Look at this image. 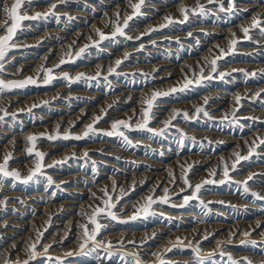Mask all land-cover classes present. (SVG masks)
<instances>
[{"label":"rangeland","instance_id":"rangeland-1","mask_svg":"<svg viewBox=\"0 0 264 264\" xmlns=\"http://www.w3.org/2000/svg\"><path fill=\"white\" fill-rule=\"evenodd\" d=\"M0 1H2L0 2V26L2 25V27H0V35H3V25L7 19L5 13L3 12V6L5 3L11 5L14 0ZM208 2L209 0H144V3L139 9V14L137 15H134V9L131 7V5L139 3V0H63V2H61V0H32L31 4L25 3L22 5V14L26 13L28 16H34L37 13H40L42 15L39 19L26 20L22 22L21 27L17 30L11 42L17 46L8 53V56L6 57L5 71L3 73H0V79L5 80L6 82H11L22 81L23 79L25 80L28 77H32L36 80L37 85L30 84L24 88L12 89L10 91L5 90V92L0 93V104L2 102L0 106V116H3L2 119H0V164H3L4 157L10 153L11 157L7 166L8 171H16L20 174L19 180L10 176L4 177L2 174H0V244L2 245V247L0 245L1 263L5 264L7 260L9 264H17V262H19V264H24L23 262L28 261L32 258L30 256V248L32 244H35V249H37L35 250V252L42 251L41 253L43 256L40 255L41 253L36 252L37 255L34 259H31V261L29 260L28 264H135L133 256L135 252L128 253L127 249L125 248L126 246L124 245V240H120L119 237L118 239H116L115 237H111V234L114 235L120 234V232H130V234L144 235L149 233L148 231L158 228L162 230L163 233L155 234L156 236L154 235L152 240L148 237L146 238L145 244L147 245L148 250L141 254L135 253L136 256L141 255L139 257L141 264H160L159 260L163 258L164 261L166 259V264H197V256L192 251L193 248L199 249V259L202 261V264H233V262L234 264H249V262L250 264H264V218L259 220L256 227L254 224L255 220L258 217L264 216V144L260 143V140L264 139V32L260 31V28H264V0H212V2ZM36 4L39 6H37ZM52 4L56 5L55 9L51 8ZM240 5L242 6V8H240ZM168 8H171L172 10L170 9L171 11L169 10L167 13H164L165 9ZM182 8L187 10L186 19L185 14H182L181 12ZM72 12L74 13L71 14ZM78 12L80 15L78 14ZM80 12H82L83 15H81ZM46 13L50 14L44 15ZM105 14L108 16H106ZM128 16H132L133 18L128 22V26L124 28L122 26ZM106 18L108 19L106 20ZM167 18H170L171 22H169ZM254 18L261 21L259 27H252ZM97 20L100 21L98 22ZM100 22H103V25H100L102 24ZM142 25H144V28L142 27ZM118 26L123 28L124 35L121 36L119 34H116L114 38H112ZM89 27L91 32L89 31ZM201 27L207 34H204L205 32H202V29H200ZM204 27L206 29L209 27V29L206 30L204 29ZM50 28H53V31H50L52 30ZM57 28L59 29L58 31ZM243 28L249 29L247 34L244 33V31L242 30ZM46 29L48 35H45V33L47 34V32L45 31ZM48 29L50 30L48 31ZM192 29L198 30L196 32H193ZM227 29L228 31H226ZM93 30L94 32H92ZM141 30L144 32H142ZM75 31H81L82 34L79 37L75 38ZM83 32H85V34H83ZM98 32L103 33V35L109 37V39L101 40L100 34ZM140 32H142V35ZM95 33H98V36H96L97 34L95 35ZM87 36L90 37L88 38ZM132 37L136 38L131 39ZM158 37L159 39H157ZM19 41L21 42L18 43ZM68 41L69 44H67ZM77 41H80L81 43H78ZM233 41H235L234 44ZM142 42H146L148 44L141 46ZM21 43H23V46L21 45ZM33 43H36L35 46L33 45ZM60 45L62 48L60 47ZM86 45L89 47L85 49V52L81 56L77 57L75 54L79 51L78 49L84 48ZM32 46H34L35 48ZM57 46H59L60 49ZM17 47L19 49H17ZM47 48H53L54 52H52V56L49 57L50 59L46 57L47 59L43 58V60H41V54L44 55V52L48 50ZM57 49L59 51H57ZM129 50L130 52H128ZM222 52L224 53L223 55H221ZM20 54L21 56H19ZM126 54L127 58H125ZM217 57H219V59H217ZM61 59L67 60L68 62L61 64L59 62L61 61ZM8 60L10 63L8 62ZM70 60L71 62H69ZM117 60L122 61L118 67L116 66ZM212 60H216V72H213L211 70ZM57 61L60 65L57 63ZM166 61L169 62L168 65L170 66V68L177 67V70H179V77L177 75L172 78L165 75L164 72L170 69ZM24 63L26 64L25 66ZM71 63H74L73 66ZM157 63L161 65L155 68L152 67ZM55 64L59 65V67L55 66ZM95 64L97 65V67ZM82 65H84L85 67ZM137 65L139 66V68ZM140 65L142 68L140 67ZM45 66H47V69L52 70V72L49 74L51 76V80L47 83L45 82L46 74L44 71H41L42 68L46 69ZM109 69H114V71L110 74ZM223 69L225 70L226 75L221 78L219 74L222 73L221 70ZM251 69H253L254 71ZM12 71L17 72L13 73ZM98 72L100 73L99 76H97ZM11 73L15 75H12ZM65 73L70 79L65 78ZM81 73H83L84 76L77 79V77H79ZM245 73H247V75H245ZM253 73H255V75H253ZM21 76L22 78H24L22 79ZM92 77H95V79H92ZM187 80H192L194 81V83L189 85L184 91H177L166 96H160L153 102V107L150 113L151 119L148 127L158 132L160 130H164L162 135H155L153 132L144 130H129L121 127L119 131L124 132V135L128 137V139L131 141V144L126 143L123 137L119 135H111L110 137L109 135L105 136L104 133L113 130L112 124L117 120L128 121L132 129H137L138 125L143 123L142 110L147 108V104L145 103V101L151 98L152 93L169 92V90L172 88L180 89L184 86ZM170 81H172V83L163 85L165 82L167 83ZM195 81L200 82L196 83ZM45 84L49 85L45 86ZM59 88L64 89L63 91H58ZM146 88L148 92L146 91ZM74 89L75 91H73ZM238 89L240 93L238 92ZM81 91L83 92V94ZM121 91H125V93H127L125 97L129 92L132 93L133 95L129 98L130 100L128 99L127 102L120 103L119 100L114 99V96ZM135 91L136 93L134 94ZM76 92H78V94ZM62 94L63 96L60 97V95ZM84 94L86 97L84 96ZM72 95H75L74 98ZM31 96H34V98ZM204 96L207 97L205 98ZM237 96L240 97V102L238 104L236 102ZM201 97L203 99H201ZM85 98L88 99L86 100ZM206 99L211 100L205 103L204 101ZM135 100H137L138 102ZM8 101L10 102L8 103ZM72 101L75 103H73ZM99 101H101V103ZM187 101L189 102V104ZM202 103L205 104L203 105ZM97 104L98 107H96ZM216 104H218V106ZM32 105H37V109H35V107L33 108ZM106 105L108 106L107 108ZM51 107H53V109ZM172 107L173 109L170 110V108ZM197 108H203L204 111L208 113V115L205 116L203 112L197 114ZM12 110L14 112H12ZM78 110H89L91 112L86 115H82L80 120L77 122H75L74 120L70 121L69 118L75 115V113H78ZM112 110L115 113L118 111L117 114L114 115V113H112ZM155 110L159 112L157 113ZM174 110L180 114L177 115L175 119H171V116L173 115L172 111ZM7 112H10L11 115ZM4 113H7V115ZM183 113H187L189 119L186 120L183 116ZM33 115L35 116L33 117ZM96 117L102 118L94 124L95 134L90 133L89 136L84 139L65 140L62 138H48L50 136L63 137L65 134H69L70 136L82 135L86 130V126L89 124H93L94 118ZM169 117L171 119V124L165 130V122L170 120H167L166 118ZM262 117L263 120L261 119ZM14 118H16V120ZM56 119H60V123L58 124V126H52L51 123L53 122V120L56 121ZM65 119H67V121H65ZM10 121L12 122V124H10ZM67 126L69 128H67ZM2 130L4 132H2ZM25 130L27 131L25 132ZM199 132L203 135V137ZM16 133L17 135H15ZM196 133H198L199 135H196ZM217 134H219V136ZM29 136L37 137L32 155H29V153L27 152V149L32 146L27 139ZM98 137H100L101 139ZM195 137L197 139H195ZM219 138L221 139V141ZM230 139H232V141ZM21 140L24 142V144L23 142H21ZM226 140L228 142H226ZM101 144H107L108 148H102L100 146ZM85 146H88L90 148L84 149L83 147ZM80 148L83 153L80 151ZM22 150L24 152H22ZM126 150L128 151V153ZM250 150H252V155H249ZM36 151L44 153V160L42 162L43 167L41 171L33 176L30 181H28L27 183H23L22 181L26 179L35 169V165L38 160V158L35 156ZM85 153H87L86 157L84 155ZM106 153H108V155ZM255 153L258 154H256L255 156L253 155ZM75 154H77V156ZM212 155H214L215 157H212ZM208 156L210 160L208 162H203L204 159ZM238 156L247 158L238 160ZM57 161L63 162L56 163ZM169 163H171V167L168 168V172H165L164 179L162 177L161 182L156 185L154 193L148 187L150 182H144L146 185L143 183L142 186H137L138 181L142 183V177L138 178L136 181H133L134 184L129 180L133 176L138 177L139 175L153 172L154 167L156 168L159 165L163 166V169L160 170V172H163L166 170L164 166ZM46 165H48L49 167ZM233 165H235V168H233ZM226 167L228 170L227 178L229 179H226V177H224V171ZM229 167L231 170H233L230 171ZM260 167L262 169H260ZM253 170L255 171V173ZM109 171L112 173H109ZM42 173L44 175H42ZM45 173H48L49 175ZM70 174L77 175L73 181H58L61 178H67L66 176H71ZM48 176L51 178L53 185L49 184ZM245 176L247 179H245ZM185 177L188 179L191 187L185 185ZM121 180H128L129 182L127 181L125 184H121ZM205 180H211L213 181V183L203 184ZM102 181H106L107 183L105 182L102 187L98 186L100 183H102ZM220 181H224V183H220ZM164 184H170V187L167 188L166 186H164ZM197 184H203L200 191L197 193V198L188 201V205L185 204L184 197L192 195V192L195 190V186ZM113 185H115V190H113ZM96 187L98 188V190ZM245 187H247L248 189L247 192L244 191ZM105 189L107 190L108 195L112 197L113 202H116V208L113 209V211L118 215L117 217L119 218V220L122 219L124 221L126 220L127 222L121 223L116 220L113 221L110 219H100V223L103 224L104 227L96 237V243L90 242L87 247L81 250L80 244L83 242V228H81V225H87L89 230H91L92 225L89 224L88 217L92 215L96 207L104 206L102 201L107 197L104 195V191L102 190ZM164 189H168V202L165 203L166 205L164 203L158 202L159 198L165 196ZM5 193H7V195ZM37 193L40 195H37ZM253 193L257 195H253ZM143 194L146 196H143ZM10 195H13V197ZM149 195H152L153 198L157 200V203L152 205V214L148 215L147 217L140 215L135 220L130 219L133 214L136 213L137 208L141 207L145 203V198ZM257 196H259L260 198H257ZM22 197L25 199H23ZM27 198H31L30 201H28ZM198 198L199 200H197ZM62 200L67 204L69 203L68 205H66L69 206V209L66 210V213L60 212L55 207V204L62 202ZM10 201L12 202L8 204ZM173 205L177 208H175ZM17 206L20 209L17 208ZM44 206L45 210L43 209ZM125 206L126 208L122 210V208ZM54 209L56 210V212ZM166 210L169 213H167ZM39 214L41 217L39 216ZM46 214H48L47 217ZM68 220H71V222H67ZM157 223L160 225H158ZM16 224H18L19 226ZM234 224H238L237 228L235 230H233L232 228L230 233L228 234L230 227ZM215 225H219L221 227H219L215 233L210 234L211 229L209 228ZM240 225L242 226L240 227ZM4 226H9L11 229H6ZM199 226H204L205 228H203V231L201 232V237H203L199 241H197L196 244L195 239L189 238V233L195 227ZM31 228L33 230H35L36 228L37 230L33 231ZM54 228L57 229L55 230ZM5 230H10V232L6 233ZM20 232L22 233V235ZM173 232H175L176 235L169 238V236ZM245 233H247L248 235H245ZM30 234L32 235V237ZM62 234L65 235L63 236ZM221 234L224 236L222 240L226 241L227 246L226 244L220 246L221 240L218 242L217 239ZM24 236H26L27 239ZM206 236L207 239H204V237ZM229 236L233 237L230 238L233 242L229 241ZM58 237L59 241L57 240ZM11 240L13 241V243H11ZM119 241L120 243H117ZM187 241L190 242L191 245ZM109 242L112 245V247L110 248L107 247ZM97 243L99 244V246L96 245ZM6 244L10 245L6 246ZM12 245L13 249H11ZM157 245L158 248L155 249ZM209 245L211 248H209ZM45 246L47 247V253L45 252L46 254L44 253ZM49 246H51L52 248ZM166 246L167 248H172V250L170 252L167 251ZM216 247L218 248L216 249ZM107 248H109V250ZM4 249L6 250V252L9 250L11 252L9 251L7 252V254L5 253ZM20 249L21 251H19ZM123 249L124 251H121ZM154 249L157 251L155 252ZM209 249L211 252L209 251ZM159 250L161 252H159ZM227 250L230 252V254ZM219 251L223 253L226 251V253H228L220 255L221 253H218ZM68 252H71L73 255H68ZM123 254H125V256ZM25 257H27L28 259H25ZM229 257H231L232 259L229 260ZM167 259L170 261V263ZM2 260H5V262ZM181 261H183L184 263Z\"/></svg>","mask_w":264,"mask_h":264},{"label":"snow or ice","instance_id":"snow-or-ice-1","mask_svg":"<svg viewBox=\"0 0 264 264\" xmlns=\"http://www.w3.org/2000/svg\"><path fill=\"white\" fill-rule=\"evenodd\" d=\"M32 0H14V2L11 5H8L7 3L4 4L3 6V12L5 13L7 19L4 22L3 25V31L4 34L0 35V73H3L5 71V63H6V57L8 56V53L14 48L16 47L15 44L11 43L13 40L14 35L16 34L17 30L21 27V24L23 21L26 20H36L39 19L41 17L42 14L37 13L34 16H28L26 13H21V8L22 5L25 3H29L31 4ZM61 2H63V0H61ZM209 2H212V0H209ZM144 3V0H139V3L137 4H132L131 7L134 9V15L139 14V9L141 7V5ZM52 9L56 8L55 4H52L51 6ZM182 14H185V19L187 18L186 9H181ZM50 13H46L44 15H47ZM132 16H128L125 21H124V25L123 27L126 28L128 26V22L132 19ZM169 20V22H171L170 18H167ZM9 22H10V26H9ZM261 24V21L259 19L254 18L253 19V23H252V27H259ZM244 31L245 34L248 33L249 29L248 28H243L242 29ZM261 32H264V28H260ZM119 34L121 36L124 35V31L123 28L121 27H117L115 33L113 34V37ZM100 38L101 40L103 39H109V37H106L103 35V33H100ZM235 43V41H233V44ZM87 48V45L84 48H80L79 51L75 54L77 57L81 56L84 52L85 49ZM231 51V49H230ZM224 53L222 52L221 55H223ZM70 55V54H69ZM125 58H127V54L125 56ZM217 59H219V57H217ZM65 62H68L64 59H61L60 63L63 64ZM122 61L117 60L116 61V66L118 67L120 65ZM212 64V71L216 72V60H212L211 61ZM57 67H59V65H57ZM41 71H44L46 74V82L51 80V76L49 75L51 73V69H41ZM114 71V69H109L110 74ZM100 73H97V76H99ZM221 78H223L226 74L225 73H220L219 74ZM245 75H247V73H245ZM253 75H255V73H253ZM84 74L81 73L79 77H77V79L83 77ZM65 78L66 79H70L67 74L65 73ZM211 78V77H209ZM92 79H95V77H92ZM106 79V77H105ZM196 83H199L200 81H195ZM36 80L33 79L32 77H28L25 80L22 81H11V82H6L3 79H0V93L4 92L5 90H12V89H20V88H24L29 84H35ZM192 83H194V81L192 80H187L184 84V86L180 89H176V88H172L169 90V92H154L152 93V96L149 100H146L145 103L147 104V108L142 110V116H143V123L139 124L137 129H132L131 125L128 121L125 120H117L112 124V131L106 132L104 133L105 135H119L121 137H123L124 141L128 144H131V141L128 139L127 136L124 135L123 131H119V129L121 127H123L124 129H129V130H144V131H148V132H153L155 135H162L164 130H160L159 132L149 128L148 124L150 123V119H151V109L153 107V102L160 96H166L169 95L170 93H175L177 91H184L189 85H191ZM236 102L237 104L240 102V97L237 96L236 97ZM205 103H207V99L205 100ZM33 107H36V105H33ZM203 112V114L205 116L208 115V113L206 111H204L203 108H197L196 109V113L199 114ZM6 114V113H5ZM180 113L176 112L175 110L173 111V115L171 117V119H175L177 115H179ZM184 118L187 120L189 119V116L187 113H183ZM102 117H96L94 118V122L93 124H89L86 126V130L84 131V133L82 135H78V136H70L69 134H65L63 137H59V136H50L48 137L49 139H57V138H62V139H75V140H80V139H84L86 137L89 136L90 133L95 134V129H94V124L96 122H98ZM0 119H2V117H0ZM171 119L169 121L165 122V130L168 126H170L171 124ZM28 141L31 143V147H29L27 149V152L29 153V155L33 154V150L35 148V141L37 139V137L35 136H29ZM261 144H264V139L260 140ZM85 156H87V153L84 154ZM249 155H252V150H250ZM35 156L38 158L37 163L35 165V169L31 172V174L24 179L22 182L23 183H27L28 181H30L33 176H35L38 172L41 171L42 167H43V160H44V153H41L39 151L35 152ZM11 157V154H7L4 157V162L3 164H0V174H2L4 177H13L17 180L20 179V174L19 172L16 171H8V162L9 159ZM247 157H237V159H246ZM63 161H57L56 163H62ZM233 168H235V165H233ZM224 176L227 177L228 176V170L227 167L225 168L224 171ZM51 178L49 177V184H51ZM184 183L185 185H187L188 187H191V185L189 184L188 179L185 177L184 178ZM209 183H213V181L211 180H205L203 182V184H209ZM220 183H224V181H220ZM203 184H197L195 186V190L193 191L191 196H185L184 197V202L185 204L188 203V201L196 199L197 198V193L200 191L201 187L203 186ZM113 190H115V185H113ZM104 191V195L107 197L106 199H104L102 201L103 203V207H96L92 213V215L90 217H88L89 220V224L92 225L91 230H89L87 225H81V228H83V242L80 244V249L83 250L85 247H87V245L91 242V243H96V237L99 235L101 229L104 227L99 221L100 219H110V220H119V218L117 217V215L115 214V212L113 211V209L116 208V202H113L112 197L108 195L107 190H102ZM245 192L248 191L247 187H245L244 189ZM165 192V196L159 198V203H167L168 202V196H167V192L168 189H164ZM253 195H257L255 193H253ZM257 198H260L259 196H257ZM118 202V201H117ZM157 203V200L153 199L152 195H149L145 198V203L137 208L136 213L133 214V216L130 218L132 220L137 219L140 215H143L144 217H147L148 215H151V209H152V205ZM174 206V205H173ZM183 206V205H181ZM119 222L121 223H126L127 221H123V220H119ZM245 235H248L247 233H245ZM205 239H207V236L205 237ZM130 243H135L134 241H131ZM254 243V242H253ZM97 246H99V244L97 243ZM108 247H112L111 243L109 242ZM35 248L36 245L32 244L31 248H30V256L32 258H35V256L37 255V253L35 252ZM172 249L169 248L167 249V251H171ZM192 251L196 254L197 256V264H202V261L199 259V249L198 248H193ZM45 252H47V247H45ZM68 255H71V253H68ZM134 255V260H135V264H141L140 258L139 256ZM123 259V257H122ZM232 258L229 257V260H231ZM5 264H9L8 261L5 262ZM17 264H19V262H17ZM24 264H28V261H25ZM160 264H166V262L163 259H160ZM234 264V262H233ZM250 264V262H249Z\"/></svg>","mask_w":264,"mask_h":264},{"label":"bare ground","instance_id":"bare-ground-1","mask_svg":"<svg viewBox=\"0 0 264 264\" xmlns=\"http://www.w3.org/2000/svg\"><path fill=\"white\" fill-rule=\"evenodd\" d=\"M195 1H198V0H195ZM0 2H2V1H0ZM36 2H37V1H36ZM42 2H43V1H42ZM57 2H58V1H57ZM57 2H56V3H57ZM203 2H204V1H203ZM205 2H206V1H205ZM44 3H45V1H44ZM54 3H55V2H54ZM206 3H207V2H206ZM208 3H209V2H208ZM37 4H38V3H37ZM37 4H36V5H37ZM196 4H197V3H196ZM200 4H201V3H200ZM32 5H33V4H32ZM201 5H202V4H201ZM237 5H239V4H237ZM37 6H39V5H37ZM41 6H42V5H41ZM195 6H196V5H195ZM199 6H200V5H199ZM240 6H241V5H240ZM246 6H247V5H246ZM248 6H249V4H248ZM71 7H72V6H71ZM237 7H238V6H237ZM43 8H44V7H43ZM240 8H242V6H241ZM244 8H245V7H244ZM170 9H171V8L165 9L164 13H165V12L167 13ZM259 9H260V8H259ZM72 10H73V9H72ZM171 10H172V9H171ZM171 10H170V11H171ZM31 11H32V10H31ZM36 11H37V10H36ZM64 11H65V10H64ZM64 11H63V12H64ZM66 11H67V10H66ZM68 11H69V10H68ZM64 13H65V12H64ZM67 13H68V12H67ZM73 13H74V12H72L71 14H73ZM80 13H81V15H83L82 12H80ZM78 14H79V12H78ZM79 15H80V14H79ZM103 15H104V14H103ZM105 15H106V14H105ZM66 16H67V14H66ZM106 16H108V15H106ZM55 19H56V18H55ZM58 19H59V18H58ZM107 19H108V18H106V20H107ZM156 19H157V18H156ZM75 20H76V19H75ZM104 20H105V19H104ZM97 21H98V20H97ZM97 21H96V22H97ZM99 21H100V20H99ZM99 21H98V22H99ZM3 22H4V21H3ZM62 23H63V22H62ZM100 23H102V24H100ZM100 23H99L100 25H103V22H100ZM108 23H109V22H108ZM1 24H3V23H1ZM97 24H98V23H97ZM92 25H93V23H92ZM123 25H124V24H123ZM211 25H212V24H211ZM58 26H59V25H58ZM143 26H144V25H142V27H143ZM146 26H147V25H146ZM198 26H199V25H198ZM207 26H208V25H207ZM0 27H2V25H1ZM90 27H91V26H90ZM90 27H89V31H90ZM104 27H105V26H104ZM122 27H123V26H122ZM195 27H196V26H195ZM205 27H206V26H205ZM205 27H204V29H206ZM210 27H211V26H210ZM62 28H63V27H62ZM86 28H87V27H86ZM93 28H94V26H93ZM102 28H103V27H102ZM102 28H100V29H102ZM137 28H138V27H137ZM143 28H144V27H143ZM143 28H142V29H143ZM145 28H146V27H145ZM193 28H194V27H193ZM50 29H52V30H50ZM50 29H48V31H49V30H50V31H53V28H50ZM78 29H79V28H78ZM100 29H99V30H100ZM134 29H135V28H134ZM146 29H147V28H146ZM148 29H149V28H148ZM200 29H202V32H205V31H203V28H202V27H201ZM207 29H209V27H208ZM207 29H206V30H207ZM212 29H213V28H212ZM215 29H216V28H215ZM54 30H55V29H54ZM58 30H59V29L57 28V31H58ZM61 30H62V29H61ZM82 30H83V29H82ZM82 30H81V31H82ZM135 30H136V29H135ZM144 30H145V29H144ZM197 30H198V29H197ZM197 30H196V29H192L193 32H196ZM28 31H29V30H28ZM45 31L47 32V29H46ZM81 31H78V32L75 31V32H74V37H75V38H76V37H79V36L82 34ZM89 31H88V33H89ZM141 31H142V30H141ZM200 31H201V30H200ZM214 31H215V30H214ZM226 31H228V29H227ZM26 32H27V31H26ZM40 32H41V31H40ZM72 32H73V31H72ZM72 32H71V33H72ZM85 32H86V30H85ZM85 32H83V34H85ZM90 32H91V31H90ZM92 32H94V30H93ZM96 32H97V31H96ZM132 32H133V31H132ZM132 32H131V33H132ZM136 32H137V31H136ZM136 32H135V34H136ZM142 32H144V31H142ZM142 32H140L141 35H142ZM211 32H212V31H211ZM230 32H231V31H230ZM230 32H229V33H230ZM62 33H63V32H62ZM98 33H99V32H98ZM98 33H95V35L97 34L96 36H98ZM215 33H216V32H215ZM225 33H226V32H225ZM28 34H29V33H28ZM38 34H39V33H38ZM38 34H37V35H38ZM67 34H68V33H67ZM72 34H73V33H72ZM99 34H100V33H99ZM204 34H207V33L205 32ZM37 35H36V36H37ZM45 35H48V32H47V34L45 33ZM56 35H57V34H56ZM58 35H59V34H58ZM69 35H70V33H69ZM87 35H88V34H87ZM92 35H93V34H92ZM92 35H91V36H92ZM220 35H221V34H220ZM63 36H64V35H63ZM66 36H68V35H66ZM138 36H139V35H138ZM176 36H177V35H176ZM178 36H179V35H178ZM180 36H181V35H180ZM15 37H16V36H15ZM31 37H32V36H31ZM37 37H38V36H37ZM41 37H42V36H41ZM43 37H44V35H43ZM47 37H48V36H47ZM50 37H51V36H50ZM54 37H55V36H54ZM58 37H59V36H58ZM58 37H57V38H58ZM60 37H61V36H60ZM72 37H73V36H72ZM87 37H88V36H87ZM89 37H90V36H89ZM89 37H88V38H89ZM125 37H126V36H125ZM17 38H18V37H17ZM32 38H33V37H32ZM34 38H35V37H34ZM48 38H49V37H48ZM51 38H52V37H51ZM62 38H63V37H62ZM62 38H61V39H62ZM75 38H74V40H75ZM81 38H82V37H81ZM128 38H129V37H128ZM133 38H136V37H132L131 39H133ZM195 38H197V37H195ZM198 38H199V36H198ZM23 39H25V38H23ZM23 39H22V40H23ZM28 39H29V38H28ZM40 39H41V38H40ZM53 39H54V38H53ZM67 39H68V38H67ZM82 39H83V38H82ZM157 39H159V37H158ZM30 40H31V39H30ZM34 40H35V39H34ZM62 40H63V39H62ZM72 40H73V38H72ZM36 41H37V40H36ZM66 41H67V40H66ZM151 41H152V40H151ZM151 41H150V42H151ZM217 41H218V40H217ZM20 42H21V41H19L18 43H20ZM30 42H31V41H30ZM34 42H35V41H34ZM44 42H45V41H44ZM48 42H49V41H48ZM54 42H55V41H54ZM74 42H75V41H74ZM77 42H78V41H77ZM79 42H80V41H79ZM79 42H78V43H79ZM150 42H149V43H150ZM28 43H29V42H28ZM36 43H37V42H36ZM36 43H35V44H36ZM80 43H81V42H80ZM22 44H23V43H21V45H22ZM35 44L33 43L34 46H35ZM67 44H69V41H68ZM73 44H74V43H73ZM147 44H148V43H146V42H142L141 46H142V45H147ZM25 45H26V44H25ZM27 45H28V44H27ZM40 45H41V44H40ZM40 45H39V46H40ZM70 45H71V44H70ZM81 45H83V44H81ZM89 45H90V44H89ZM16 46H17V45H16ZM18 46H19V45H18ZM22 46H23V45H22ZM34 46H32V47H34ZM50 46H51V45H50ZM62 46H63V45H62ZM42 47H43V45H42ZM57 47L59 48V46H57ZM60 47H61V45H60ZM76 47H77V46H76ZM87 47H89V46H87ZM210 47H211V46H210ZM34 48H35V47H34ZM37 48H38V46H37ZM61 48H62V47H61ZM69 48H70V47H69ZM127 48H128V47H127ZM133 48H134V47H133ZM17 49H19V48L17 47ZM44 49H45V48H44ZM47 49H48V50H47L46 52H44V55L41 54V60H43V58H45V59H47V58L50 59L49 57L52 56V52H54V49H53V48H47ZM55 49H56V48H55ZM59 49H60V48H59ZM23 50H24V49H23ZM37 50H38V49H37ZM75 50H76V49H75ZM78 50H79V49H78ZM114 50H115V49H114ZM134 50H135V49H134ZM30 51H31V50H30ZM57 51H59V50L57 49ZM132 51H133V50H132ZM32 52H33V51H32ZM118 52H119V51H118ZM120 52H121V51H120ZM122 52H123V51H122ZM128 52H130V50H129ZM24 53H25V52H24ZM27 53H28V52H27ZM42 53H43V52H42ZM114 53H115V52H114ZM114 53H113V54H114ZM32 54H33V53H32ZM53 54H54V53H53ZM56 54H57V53H56ZM58 54H59V53H58ZM27 55H28V54H27ZM114 55H115V54H114ZM204 55H205V54H204ZM17 56H18V54H17ZM19 56H21V54H20ZM30 56H31V55H30ZM32 56H34V55H32ZM37 56H38V55H37ZM39 56H40V55H39ZM202 56H203V55H202ZM46 57H47V58H46ZM54 57H55V56H54ZM10 58H11V57H10ZM12 58H13V56H12ZM45 59H44V60H45ZM51 59H54V58H51ZM57 59H58V58H57ZM72 59H73V58H72ZM14 60H15V58H14ZM31 60H32V59H31ZM87 60H88V59H87ZM107 60H108V59H107ZM185 60H186V59H185ZM188 60H189V59H188ZM195 60H196V59H195ZM197 60H198V59H197ZM33 61H34V60H33ZM58 61H59V60H58ZM58 61H57V63H58ZM66 61H67V60H66ZM72 61H73V60H72ZM85 61H86V60H85ZM109 61H110V60H109ZM186 61H187V60H186ZM8 62H9V60H8ZM18 62H19V61H18ZM38 62H39V61H38ZM41 62H42V61H41ZM49 62H50V61H49ZM59 62H60V61H59ZM69 62H71V60H70ZM83 62H84V61H83ZM87 62H88V61H87ZM103 62H104V60H103ZM155 62H156V61H155ZM160 62H161V61H160ZM166 62H167V61H166ZM188 62H189V61H188ZM9 63H10V62H9ZM36 63H37V61H36ZM42 63H43V62H42ZM42 63H41V64H42ZM168 63H169V62H167V65H168ZM170 63H171V62H170ZM191 63H192V62H191ZM58 64H59V63H58ZM68 64H69V63H68ZM71 64H72V63H71ZM73 64H74V63H73ZM73 64H72V66H73ZM104 64H105V63H104ZM149 64H150V63H149ZM162 64H163V62H162ZM257 64H258V63H257ZM18 65H19V64H18ZM20 65H21V64H20ZM25 65H26V64L24 63V66H25ZM34 65H35V64H34ZM46 65H47V64H46ZM48 65H49V64H48ZM59 65H60V64H59ZM95 65H96V64H95ZM141 65H142V64H141ZM141 65H140V67H141ZM159 65H161V64L157 63V64H155V65L152 66V67H154V68H155V67H159ZM165 65H166V63H165ZM176 65H177V64H176ZM178 65H179V64H178ZM238 65H239V64H238ZM238 65H237V66H238ZM245 65H246V64H245ZM245 65H244V66H245ZM10 66H11V65H10ZM38 66H39V65H38ZM43 66H44V65H43ZM53 66H54V65H53ZM55 66H57V65L55 64ZM82 66H84V65H82ZM93 66H94V64H93ZM102 66H103V65H102ZM137 66H138V65H137ZM137 66H136V67H137ZM142 66H143V65H142ZM168 66H169V65H168ZM168 66H167V67H168ZM179 66H180V65H179ZM254 66H255V65H254ZM13 67H14V65H13ZM34 67H36V66H34ZM45 67H46V69H47V66H45ZM48 67H49V66H48ZM84 67H85V66H84ZM84 67H83V68H84ZM91 67H92V66H91ZM96 67H97V65H96ZM100 67H101V64H100ZM133 67H135V66H133ZM143 67H144V66H143ZM162 67H163V66H162ZM171 67H172V66H171ZM211 67H212V66H211ZM211 67H210V68H211ZM38 68H39V67H38ZM38 68H37V69H38ZM40 68H41V67H40ZM68 68H69V67H68ZM68 68H66V69H68ZM86 68H87V67H86ZM138 68H139V66H138ZM141 68H142V67H141ZM169 68H170V66H169ZM201 68H202V67H201ZM262 68H263V67H262ZM10 69H12V68H10ZM15 69H16V68H15ZM37 69H35V70H37ZM42 69H43V68H42ZM63 69H64V68H63ZM129 69H130V67H129ZM146 69H147V68H146ZM148 69H150V68H148ZM178 69H179V68H178ZM207 69H208V68H207ZM224 69H225V68H224ZM224 69H223V70H224ZM229 69H230V68H229ZM7 70H9V69H7ZM69 70H71V69H69ZM75 70H76V69H75ZM81 70H82V69H81ZM156 70H157V69H156ZM162 70H163V69H162ZM211 70H212V69H211ZM223 70H221L222 73H223ZM251 70H253V69H251ZM17 71H18V70H17ZM17 71H15V72H17ZM63 71H64V70H63ZM66 71H68V70H66ZM229 71H230V70H229ZM253 71H254V70H253ZM255 71H256V70H255ZM258 71H259V70H258ZM9 72H10V71H9ZM12 72H13V71H12ZM15 72H13V73H15ZM18 72H19V71H18ZM34 72H35V71H34ZM39 72H40V71H39ZM51 72H52V71H51ZM151 72H152V70H151ZM163 72H164V71H163ZM208 72H209V71H208ZM5 73H7V72H5ZM160 73H161V72H160ZM164 73H165V75L170 76V77L173 78V77H175V76L178 75L179 70H177V67H176V68L174 67V68H170V69H168V70L165 71ZM224 73H225V70H224ZM11 74H12V73H11ZM16 74H17V73H16ZM25 74H26V73H25ZM210 74H211V73H210ZM7 75H8V74H7ZM12 75H15V74H12ZM160 75H161V74H160ZM205 75H206V74H205ZM207 76H208V75H207ZM178 77H179V75H178ZM21 78H22V76H21ZM23 78H24V77H23ZM23 78H22V79H23ZM7 79H8V78H7ZM22 79H21V80H22ZM23 80H24V79H23ZM42 80H43V79H42ZM174 80H175V79H174ZM40 81H41V80H40ZM38 82H39V81H38ZM45 82H46V80H45ZM48 82H49V81H48ZM173 82H174V81H173ZM46 83H47V82H46ZM169 83H172V81L167 82V83L165 82L163 85H166V84H169ZM35 84H36V83H35ZM49 84H50V83H49ZM49 84H48V85H49ZM263 84H264V83H263ZM29 85H30V84H29ZM33 85H34V84H33ZM36 85H37V84H36ZM46 85H47V84H45V86H46ZM48 85H47V86H48ZM42 86H43V85H42ZM65 86H66V85H65ZM116 87H117V85H116ZM164 87H165V86H164ZM248 87H249V86H248ZM57 88H58V87H57ZM67 88H68V87H67ZM67 88H66V89H67ZM114 88H115V85H114ZM155 88H156V86H155ZM25 89H26V88H25ZM63 89H64V88H63ZM63 89H62V88H59L58 91H63ZM262 89H263V88H262ZM39 90H40V89H39ZM42 90H43V89H42ZM79 90H80V89H79ZM94 90H95V89H94ZM117 90H118V89H117ZM244 90H245V89H244ZM248 90H249V89H248ZM248 90H247V91H248ZM254 90H255V89H254ZM21 91H22V90H21ZM27 91H28V90H27ZM40 91H41V90H40ZM49 91H50V90H49ZM71 91H72V90H71ZM73 91H75V89H74ZM104 91H105V90H104ZM132 91H133V90H132ZM132 91H131V92H132ZM146 91H147V88H146ZM247 91H246V92H247ZM4 92H5V91H4ZM31 92H32V91H31ZM44 92H45V91H44ZM51 92H52V91H51ZM78 92H80V91H78ZM78 92H76V93L78 94ZM81 92H82V91H81ZM84 92H85V91H84ZM98 92H99V91H98ZM109 92H110V90H109ZM117 92H118V91H117ZM128 92H129V91H128ZM147 92H148V91H147ZM210 92H211V90H210ZM215 92H216V91H215ZM236 92H237V91H236ZM238 92H239V89H238ZM67 93H68V91H67ZM70 93H71V92H70ZM87 93H88V92H87ZM135 93H136V91L134 92V94H135ZM138 93H139V92H138ZM231 93H233V92H231ZM239 93H240V92H239ZM43 94H44V93H43ZM82 94H83V92H82ZM88 94H89V93H88ZM103 94H104V93H103ZM110 94H111V93H110ZM115 94H116V93H115ZM126 94H127V93H125V91H121L120 93H117L115 96H114L113 94H111V95L114 96V99L119 100L120 103H124V102H127L128 99L133 95L132 93L129 92L128 95L125 97ZM207 94H208V92H207ZM209 94H210V93H209ZM217 94H218V92H217ZM229 94H230V93H229ZM252 94H253V93H252ZM254 94H256V93H254ZM38 95H39V94H38ZM51 95H52V94H51ZM51 95H50V97H51ZM57 95H59V94H57ZM79 95H80V94H79ZM79 95H77V96H79ZM105 95H106V94H105ZM111 95H110V96H111ZM232 95H233V94H232ZM250 95H251V94H250ZM4 96H5V95H4ZM46 96H47V94H46ZM61 96H63V94L60 95V97H61ZM72 96H73V95H72ZM74 96H75V95H74ZM74 96H73V98H74ZM84 96H85V94H84ZM113 96H112V97H113ZM224 96H225V95H224ZM233 96H234V95H233ZM233 96H232V97H233ZM240 96H241V95H240ZM242 96H243V95H242ZM1 97H2V96H1ZM27 97H28V96H27ZM31 97L34 98V96H31ZM57 97H58V96H57ZM68 97H69V96H68ZM70 97H71V96H70ZM85 97H86V96H85ZM92 97H94V96H92ZM108 97H109V96H108ZM202 97H203V96H202ZM202 97H201V99H203ZM204 97H205V96H204ZM206 97H207V96H206ZM206 97H205V98H206ZM212 97H213V96H212ZM252 97H254V96H252ZM5 98H6V97H5ZM8 98H9V97H8ZM24 98H25V97H24ZM39 98H40V97H39ZM63 98H64V97H63ZM80 98H81V96H80ZM88 98H89V97H88ZM88 98H87V99H88ZM95 98H96V97H95ZM132 98H134V97H132ZM248 98H249V96H248ZM26 99H28V98H26ZM29 99H32V98H29ZM55 99H56V98H55ZM65 99H66V98H65ZM85 99H86V98H85ZM87 99H86V100H87ZM96 99H97V98H96ZM96 99H95V100H96ZM108 99H109V98H108ZM110 99H111V98H110ZM201 99H200V100H201ZM213 99H215V98H213ZM225 99H226V98H225ZM228 99H229V98H228ZM243 99H244V98H243ZM245 99H246V98H245ZM253 99H254V98H253ZM1 100H2V98H1ZM14 100H15V99H14ZM36 100H37V98H36ZM56 100H57V99H56ZM77 100H78V99H77ZM90 100H91V99H90ZM116 100H115V101H116ZM129 100H130V99H129ZM161 100H162V99H161ZM165 100H166V99H165ZM193 100H194V99H193ZM209 100H211V99H209ZM209 100H207V101H209ZM46 101H47V100H46ZM49 101H50V100H49ZM49 101H48V103H49ZM92 101H93V100H92ZM103 101H104V99H103ZM135 101H137V100H135ZM158 101H159V100H158ZM223 101H224V100H223ZM246 101H247V100H246ZM249 101H250V99H249ZM9 102H10V101H8V103H9ZM15 102H16V101H15ZM43 102H44V101H43ZM62 102H63V100H62ZM62 102H61V104H62ZM67 102H68V101H67ZM72 102H73V101H72ZM77 102H78V101H77ZM99 102L101 103V101H99ZM112 102H113V101H112ZM137 102H138V101H137ZM165 102H166V101H165ZM187 102H188V101H187ZM192 102H193V101H192ZM194 102H195V101H194ZM196 102H197V101H196ZM204 102H205V101H204ZM3 103H4V102H3ZM23 103H24V102H23ZM46 103H47V102H46ZM55 103H56V102H55ZM73 103H75V102H73ZM83 103H84V102H83ZM93 103H94V102H93ZM102 103H103V102H102ZM200 103H201V102H200ZM1 104H2V102H1ZM1 104H0V106H1ZM6 104H7V103H6ZM69 104H70V103H69ZM103 104H104V103H103ZM156 104H157V102H156ZM188 104H189V102H188ZM191 104H192V103H191ZM202 104H203V103H202ZM204 104H205V103H204ZM204 104H203V105H204ZM224 104H225V103H224ZM26 105H27V103H26ZM95 105H96V104H95ZM107 105H109V104H107ZM107 105H106V108L108 107ZM112 105H113V103H112ZM165 105H166V104H165ZM167 105H168V104H167ZM208 105H209V104H208ZM213 105H214V104H213ZM216 105L218 106V104H216ZM216 105H215V107H216ZM32 106H33V105H32ZM36 106H37V105H36ZM41 106H42V105H41ZM53 106H54V105H53ZM85 106H86V105H85ZM119 106H120V105H119ZM155 106H156V105H155ZM7 107H8V106H7ZM22 107H23V106H22ZM30 107H31V106H30ZM30 107H29V108H30ZM56 107H57V106H56ZM61 107H62V106H61ZM63 107H65V106H63ZM81 107H82V106H81ZM96 107H98V104H97ZM110 107H111V106H110ZM164 107H165V106H164ZM215 107H214V108H215ZM33 108H34V107H33ZM44 108H45V107H44ZM51 108L53 109V107H51ZM82 108H83V107H82ZM113 108H114V107H113ZM161 108H162V107H161ZM209 108H210V106H209ZM209 108H208V110H209ZM212 108H213V107H212ZM231 108H232V107H231ZM233 108H234V107H233ZM0 109H1V107H0ZM4 109H5V106H4ZM26 109H27V108H26ZM35 109H37V108L35 107ZM52 109H51V110H52ZM57 109H58V108H57ZM62 109H63V108H62ZM62 109H60V110H62ZM65 109H66V108H65ZM110 109H112V108H110ZM129 109H130V108H129ZM131 109H132V108H131ZM171 109H173V107L170 108V110H171ZM182 109H183V108H182ZM190 109H191V108H190ZM261 109H262V108H261ZM261 109H260V110H261ZM24 110H25V108H24ZM29 110H30V109H29ZM40 110H41V109H40ZM89 110H91V109H89ZM89 110H88V111H87V110H86V111H85V110H84V111H83V110H82V111H81V110H80V111L78 110L79 112H78V113H75V112H74L75 115L72 114V115H73L72 117H70V118H69L68 116H67V117L70 119V121H71V120H74L75 122H77V121L80 120V118H81L82 115H86V114H88L89 112H91V111H89ZM107 110H108V109H107ZM158 110H159V109H158ZM187 110H188V109H187ZM1 111H2V110H1ZM4 111H5V110H4ZM10 111H11V110H10ZM18 111H19V109H18ZM27 111H28V110H27ZM30 111H31V110H30ZM53 111H54V110H53ZM67 111H69V110H67ZM112 111H113V110H112ZM155 111H156V110H155ZM230 111H231V110H230ZM12 112H14V111L12 110ZM28 112H29V111H28ZM32 112H33V111H32ZM34 112H35V111H34ZM36 112H38V111H36ZM50 112H51V111H50ZM56 112H57V111H56ZM117 112H118V111H117ZM117 112L115 113V112L113 111L112 113H114V115H115V114H117ZM122 112H123V111H122ZM156 112H157V111H156ZM158 112H159V111H158ZM158 112H157V113H158ZM164 112H165V111H164ZM168 112H169V111H168ZM172 112H173V111H172ZM250 112H251V111H250ZM252 112H254V111H252ZM7 113H10V112H7ZM7 113H6V115H7ZM16 113H17V111H16ZM18 113H19V112H18ZM21 113H22V111H21ZM29 113H30V112H29ZM40 113H41V112H40ZM94 113H95V112H94ZM108 113H109V112H108ZM110 113H111V112H110ZM128 113H129V112H128ZM134 113H135V112H134ZM209 113H210V112H209ZM216 113H217V112H216ZM4 114H5V113H4ZM26 114H27V113H26ZM167 114H168V113H167ZM212 114H213V113H212ZM261 114H262V113H261ZM263 114H264V112H263ZM0 115H1V114H0ZM10 115H11V113H10ZM28 115H29V114H28ZM63 115H64V114H63ZM66 115H67V114H66ZM249 115H250V114H249ZM8 116H9V115H8ZM12 116H13V114H12ZM12 116H11V117H12ZM20 116H21V115H20ZM34 116H35V115H33V117H34ZM91 116H92V113H91ZM91 116H90V117H91ZM128 116H129V115H128ZM262 116H263V115H262ZM0 117H1V116H0ZM2 117H3V116H2ZM28 117H29V116H28ZM48 117H49V116H48ZM48 117H47V118H48ZM155 117H156V116H155ZM157 117H158V116H157ZM171 117H172V116H171ZM241 117H242V116H241ZM17 118H19V117H17ZM31 118H32V117H31ZM39 118H40V117H39ZM52 118H53V117H52ZM88 118H89V116H88ZM253 118H255V117H253ZM14 119L16 120V118H14ZM54 119H55V118H54ZM120 119H121V118H120ZM166 119L169 120L170 117H169V118H166ZM261 119L263 120V117H262ZM17 120H18V119H17ZM20 120H21V119H20ZM40 121H41V120H40ZM46 121H48V120H46ZM60 121H61L60 119H58V120L56 119V121L53 120V122L51 123V125H52V126H56V125L58 126V124L60 123ZM65 121H67V119H65ZM74 121H73V122H74ZM10 122H11V121H10ZM10 122H9V123H10ZM19 122H20V121H19ZM24 122H25V121H24ZM36 122H37V121H36ZM42 122H43V121H42ZM261 122H262V121H261ZM263 122H264V121H263ZM4 123H5V122H4ZM37 123H38V122H37ZM10 124H12V122H11ZM67 124H68V123H67ZM69 124H70V123H69ZM82 124H83V123H82ZM23 125H24V123H23ZM45 125H46V124H45ZM61 125H62V124H61ZM64 125H65V124H64ZM104 125H105V124H104ZM42 126H43V125H42ZM48 126H49V125H48ZM59 126H60V125H59ZM80 126H81V125H80ZM171 126H172V125H171ZM176 126H178V125H176ZM184 126H185V125H184ZM32 127H33V126H32ZM32 127H30V128H32ZM62 127H63V126H62ZM75 127H76V126H75ZM82 127H83V126H82ZM82 127H80V128H82ZM174 127H175V126H174ZM35 128H36V127H35ZM67 128H69V127L67 126ZM183 128H184V127H183ZM45 129H46V128H45ZM53 129H54V128H53ZM55 129H56V128H55ZM63 129H64V128H63ZM188 129H189V128H188ZM197 129H199V128H197ZM4 130H5V129H4ZM34 130H35V129H34ZM46 130H47V129H46ZM48 130H49V129H48ZM75 130H76V129H75ZM202 130H203V129H202ZM0 131H1V130H0ZM26 131H27V130H25V132H26ZM185 131H186V130H185ZM2 132H4V131L2 130ZM25 132H24V133H25ZM81 132H82V131H81ZM190 132H191V131H190ZM200 132H202V131H200ZM200 132H199V133H200ZM205 132H206V131H205ZM208 132H209V131H208ZM210 132H211V131H210ZM219 132H220V131H219ZM18 133H19V132H18ZM98 133H99V132H98ZM206 133H207V132H206ZM206 133H205V134H206ZM215 133H216V132H215ZM70 134H71V133H70ZM187 134H189V133H187ZM197 134H198V133H196V135H197ZM208 134H209V133H208ZM213 134H214V132H213ZM252 134H253V133H252ZM10 135H11V134H10ZM15 135H17V133H16ZM15 135H14V136H15ZM21 135H22V133H21ZM21 135H20V136H21ZM194 135H195V134H194ZM198 135H199V134H198ZM200 135L203 137V135H202L201 133H200ZM217 135L219 136V134H217ZM103 136H104V135H103ZM103 136H102V138H103ZM105 136H106V135H105ZM215 136H216V135H215ZM222 136H223V134H222ZM6 137H7V136H6ZM24 137H25V135H24ZM96 137H97V136H96ZM109 137H110V136H109ZM192 137H194V136H192ZM209 137H210V136H209ZM227 137H228V136H227ZM18 138H19V136H18ZM18 138H17V140H18ZM98 138H100V137H98ZM98 138H97V139H98ZM206 138H207V137H206ZM220 138H221V137H220ZM220 138H219V139H220ZM231 138H232V137H231ZM246 138H247V137H246ZM3 139H4V138H3ZM11 139H13V138H11ZM11 139H10V140H11ZM22 139H23V138H22ZM100 139H101V138H100ZM195 139H197V138L195 137ZM198 139H199V138H198ZM204 139H205V136H204ZM208 139H209V138H208ZM216 139H217V138H216ZM216 139H215V140H216ZM219 139H218V140H219ZM227 139H228V138H227ZM241 139H242V138H241ZM47 140H48V139H47ZM209 140H210V139H209ZM213 140H214V139H213ZM230 140L232 141V139H230ZM242 140H243V139H242ZM15 141H16V139H15ZM24 141H25V140H24ZM81 141H82V140H81ZM196 141H197V140H196ZM205 141H206V140H205ZM220 141H221V139H220ZM222 141H223V140H222ZM224 141H225V140H224ZM240 141H241V140H240ZM7 142H9V141H7ZM12 142H13V141H12ZM21 142H23V141L21 140ZM38 142H39V141H38ZM42 142H43V141H42ZM42 142H41V143H42ZM74 142H75V141H74ZM226 142H228V141L226 140ZM242 142H243V141H242ZM39 143H40V142H39ZM141 143H144V142H141ZM246 143H247V142H246ZM16 144H17V143H16ZM23 144H24V142H23ZM109 144H110V143H109ZM242 144H243V143H242ZM79 145H80V144H79ZM87 145H88V144H87ZM237 145H238V144H237ZM11 146H12V145H11ZM18 146H19V145H18ZM52 146H53V145H52ZM71 146H72V145H71ZM97 146H98V145H97ZM100 146H101L102 148H104V147H107V144H101ZM118 146H119V145H118ZM149 146H150V145H149ZM159 146H161V145H159ZM8 147H9V146H8ZM61 147H62V146H61ZM61 147H60V148H61ZM69 147H70V146H69ZM69 147H68V148H69ZM76 147H77V146H76ZM156 147H157V146H156ZM234 147H236V146H234ZM13 148H14V147H13ZM54 148H55V147H54ZM83 148H84V149H89L90 147L85 146V147H83ZM107 148H108V147H107ZM153 148H154V147H153ZM2 149H3V148H2ZM5 149H6V148H5ZM74 149H75V148H74ZM93 149H94V147H93ZM93 149H92V150H93ZM98 149H99V148H98ZM105 149H106V148H105ZM118 149H119V147H118ZM150 149H151V148H150ZM156 149H157V148H156ZM19 150H20V149H19ZM19 150H18V151H19ZM46 150H48V149H46ZM90 150H91V149H90ZM99 150H100V149H99ZM43 151H44V150H43ZM80 151H81V148H80ZM97 151H98V150H97ZM97 151H96V152H97ZM111 151H112V150H111ZM113 151H114V150H113ZM119 151H120V150H119ZM126 151H127V150H126ZM126 151H125V152H126ZM137 151H138V150H137ZM158 151H159V150H158ZM167 151H168V150H167ZM9 152H10V151H9ZM22 152H24V151L22 150ZM76 152H77V151H76ZM81 152H82V151H81ZM42 153H43V152H42ZM82 153H83V152H82ZM101 153H103V152H101ZM120 153H121V152H120ZM127 153H128V151H127ZM147 153H148V152H147ZM195 153H196V152H195ZM260 153H261V152H260ZM9 154H10V153H9ZM56 154H57V153H56ZM77 154H78V153H77ZM77 154H75V155L77 156ZM104 154H105V153H104ZM106 154L108 155V153H106ZM110 154H111V153H110ZM116 154H117V153H116ZM188 154H189V153H188ZM199 154H200V153H199ZM222 154H223V153H222ZM256 154H258V153H255V154H253V155L256 156ZM54 155H55V154H54ZM161 155H162V154H161ZM168 155H169V154H168ZM224 155H225V154H224ZM80 156H81V155H80ZM124 156H125V155H124ZM128 156H129V155H128ZM163 156H164V155H163ZM163 156H162V157H163ZM184 156H185V155H184ZM193 156H194V155H193ZM202 156H203V155H202ZM209 156H210V155H209ZM209 156L206 157V158L204 159L203 162H208V161L210 160ZM213 156H214V155H212V157H213ZM221 156H222V155H221ZM78 157H79V156H78ZM85 157H86V156H85ZM92 157H93V156H92ZM116 157H118V156H116ZM178 157H179V156H178ZM214 157H215V156H214ZM20 158H21V157H20ZM94 158H95V157H94ZM119 158H120V157H119ZM156 158H157V156H156ZM166 158H167V157H166ZM175 158H176V156H175ZM184 158H185V157H184ZM201 158H202V157H201ZM14 159H15V158H14ZM88 159H91V158H88ZM132 159H133V158H132ZM132 159H131V160H132ZM140 159H141V158H140ZM197 159H199V158H197ZM143 160H144V159H143ZM146 160H147V159H146ZM151 160H152V159H151ZM156 160H157V159H156ZM171 160H172V159H171ZM171 160H170V161H171ZM180 160H181V159H180ZM180 160H179V161H180ZM200 160H201V159H200ZM200 160H198V161H200ZM28 161H29V160H28ZM91 161H92V160H91ZM94 161H95V159H94ZM94 161H93V162H94ZM149 161H150V160H149ZM175 161H176V159H175ZM26 162H27V161H26ZM29 162H30V161H29ZM144 162H145V161H144ZM150 162H151V161H150ZM153 162H154V161H153ZM156 162H157V161H156ZM184 162H185V161H184ZM101 163H102V162H101ZM113 163H114V162H113ZM135 163H136V162H135ZM142 163H143V162H142ZM148 163H149V162H148ZM157 163H158V162H157ZM157 163H156V164H157ZM160 163H161V162H160ZM160 163H159V164H160ZM177 163H178V161H177ZM180 163H181V162H180ZM17 164H18V163H17ZM19 164H20V163H19ZM23 164H25V163H23ZM23 164H22V165H23ZM47 164H48V163H47ZM102 164H103V163H102ZM164 164H165V163H164ZM175 164H176V163H175ZM189 164H190V163H189ZM215 164H216V163H215ZM11 165H12V164H11ZM134 165H135V164H134ZM136 165H137V164H136ZM138 165H139V164H138ZM144 165H145V164H144ZM170 165H171V163L166 164V166H164L166 170L163 171V172H160V170L163 169V166H160V165H159V166L156 167V168L154 167V171H153V172L146 173V174H142V175H139L138 177H137V176H136V177L133 176V177H132L131 179H129V180H130V182H132V183L134 184L133 181H136L138 178L142 177V181H141L142 183H140V182L138 181V182H137V186H142V184H143L144 182H145V183H149V182H150V184H149L148 187H149V189H151V191L154 193V192H155V187H156V185H157L159 182H161V178H162V177H163V179H164L165 172L168 170V168L171 167ZM177 165H179V164H177ZM177 165H176V166H177ZM14 166H15V165H14ZM46 166H48V165H46ZM51 166H52V165H51ZM113 166H114V165H113ZM119 166H120V165H119ZM153 166H154V165H153ZM259 166H260V165H259ZM48 167H49V166H48ZM48 167H47V168H48ZM103 167H104V166H103ZM142 167H143V166H142ZM262 167H263V166H262ZM13 168H14V167H13ZM45 168H46V167H45ZM45 168H43V169H45ZM115 168H116V167H115ZM115 168H114V169H115ZM135 168H136V167H135ZM139 168H140V167H139ZM139 168H138V169H139ZM50 169H51V167H50ZM106 169H108V168H106ZM146 169H147V168H146ZM229 169H230V167H229ZM242 169H243V168H242ZM260 169H262V168L260 167ZM124 170H126V169H124ZM147 170H148V169H147ZM147 170H146V171H147ZM232 170H233V169H232ZM232 170L230 169V171H232ZM119 171H120V169H119ZM128 171H129V170H128ZM148 171H149V170H148ZM230 171H229V172H230ZM251 171H252V170H251ZM253 171H254V170H253ZM257 171H259V170H257ZM262 171H263V170H262ZM116 172H117V171H116ZM122 172H123V171H122ZM167 172H168V171H167ZM246 172H247V171H246ZM260 172H261V171H260ZM76 173H77V172H76ZM109 173H112V172L109 171ZM124 173H126V172H124ZM127 173H128V172H127ZM133 173H134V171H133ZM135 173H136V172H135ZM140 173H141V171H140ZM233 173H234V172H233ZM254 173H255V171H254ZM254 173H252V174H254ZM45 174H48V173H45ZM74 174H75V173H74ZM94 174H95V173H94ZM113 174H114V173H113ZM138 174H139V173H138ZM42 175H44V174L42 173ZM48 175H49V174H48ZM70 175H71V174H70ZM79 175H80V174H79ZM125 175H126V174H125ZM50 176H53V175H50ZM60 176H61V175H60ZM76 176H77V175L66 176L67 178H61V179H59V180L57 179V180H58V181H64V182H67V181H73V180L76 178ZM121 176H122V175H121ZM130 176H131V175H130ZM233 176H234V175H233ZM48 177H49V176H48ZM48 177H47V178H48ZM119 177H120V176H119ZM224 177H225V176H224ZM52 178H53V177H52ZM87 178H88V177H87ZM112 178H113V177H112ZM121 178H122V177H121ZM197 178H198V177H197ZM232 178H233V177H232ZM248 178H249V176H248ZM90 179H91V178H90ZM163 179H162V180H163ZM226 179H229V178L226 177ZM239 179H240V178H239ZM245 179H247L246 176H245ZM241 180H242V179H241ZM76 181H77V180H76ZM117 181H118V180H117ZM121 181H122V180H121ZM127 181H128V180H123L121 184H125ZM105 182H106V181H102V183H100L98 186H101V187H102V186L105 184ZM110 182H111V181H110ZM112 182H113V181H112ZM115 182H116V181H115ZM128 182H129V181H128ZM243 182H244V181H243ZM57 183H58V182H57ZM57 183H56V185H57ZM60 183H61V182H60ZM80 183H81V182H80ZM92 183H93V182H92ZM106 183H107V182H106ZM145 183H144V184H145ZM168 183H169V182H168ZM51 184H52V183H51ZM54 184H55V183H54ZM58 184H59V183H58ZM76 184H77V182H76ZM114 184H115V183H114ZM140 184H141V185H140ZM210 184H211V183H210ZM52 185H53V184H52ZM70 185H71V184H70ZM78 185H79V184H78ZM111 185H112V184H111ZM145 185H146V184H145ZM93 186H94V185H93ZM98 186H97V187H98ZM106 186H107V185H106ZM137 186H136V187H137ZM164 186H166V187L168 188V187H170V184H169V185L164 184ZM97 187H96V188H97ZM110 187H111V186H110ZM132 187H133V186H132ZM143 187H144V185H143ZM16 188H17V187H16ZM94 188H95V187H94ZM94 188H93V189H94ZM133 188H134V187H133ZM138 188H139V187H138ZM138 188H137V189H138ZM61 189H63V188H61ZM61 189H60V190H61ZM69 189H70V188H69ZM73 189H75V188H73ZM131 189H132V188H131ZM141 189H142V188H141ZM161 189H162V188H161ZM10 190H11V189H10ZM78 190H79V189H78ZM91 190H92V189H91ZM97 190H98V188H97ZM125 190H126V188H125ZM255 190H256V189H255ZM255 190H254V191H255ZM261 190H262V189H261ZM64 191H66V190H64ZM72 191H73V190H72ZM80 191H82V190H80ZM88 191H89V190H88ZM133 191H134V190H133ZM143 191H144V190H143ZM145 191H146V190H145ZM252 191H253V190H252ZM11 192H12V191H11ZM34 192H35V191H34ZM34 192H33V193H34ZM89 192H90V191H89ZM95 192H96V191H95ZM118 192H119V191H118ZM129 192H130V191H129ZM137 192H138V191H137ZM137 192H136V193H137ZM152 192H151V193H152ZM255 192H256V191H255ZM38 193H39V192H38ZM38 193H37V195H40V194H38ZM42 193H43V192H42ZM66 193H67V192H66ZM125 193H126V192H125ZM125 193H124V194H125ZM147 193H148V192H147ZM163 193H164V192H163ZM192 193H193V192H192ZM5 194L7 195V193H5ZM8 194H9V193H8ZM23 194H24V193H23ZM30 194H31V193H30ZM51 194H52V193H51ZM67 194H68V193H67ZM74 194H75V193H74ZM156 194H157V193H156ZM16 195H17V193H16ZM16 195H15V196H16ZM52 195H53V194H52ZM63 195H64V194H63ZM139 195H140V194H139ZM10 196L13 197V195H10ZM18 196H19V195H18ZM18 196H17V197H18ZM34 196H35V195H34ZM120 196H121V195H120ZM143 196H146V195L143 194ZM190 196H191V195H190ZM5 197H6V196H5ZM7 197H8V196H7ZM23 197H24V196H23ZM23 197H22V198H23ZM39 197H40V196H39ZM51 197H52V196H51ZM53 197H54V196H53ZM71 197H72V196H71ZM78 197H79V196H78ZM154 197H155V196H154ZM206 197H207V196H206ZM2 198H3V197H2ZM14 198H15V197H14ZM19 198H20V197H19ZM19 198H18V199H19ZM31 198H32V197H31ZM31 198H27V200L30 201ZM33 198H34V197H33ZM37 198H38V197H37ZM55 198H57V197H55ZM208 198H209V197H208ZM20 199H21V198H20ZM23 199H25V198H23ZM58 199H59V198H58ZM134 199H135V198H134ZM153 199L155 200V198H153ZM203 199H204V198H203ZM210 199H211V198H210ZM214 199H215V197H214ZM226 199H227V198H226ZM233 199H234V198H233ZM7 200H8V199H7ZM49 200H50V199H49ZM89 200H90V199H89ZM197 200H199V198H198ZM207 200H208V199H207ZM234 200H235V199H234ZM34 201H35V200H34ZM34 201H33V202H34ZM36 201H37V200H36ZM40 201H41V200H40ZM133 201H134V200H133ZM158 201H159V200H158ZM205 201H206V199H205ZM209 201H210V200H209ZM0 202H1V201H0ZM11 202H12V201H10L8 204H10ZM21 202H22V200H21ZM82 202H83V201H82ZM82 202H81V203H82ZM2 203H3V201H2ZM4 203H5V202H4ZM19 203H20V202H19ZM38 203H39V202H38ZM51 203H52V202H51ZM75 203H76V202H75ZM129 203H130V202H129ZM183 203H184V202H183ZM199 203H200V202H199ZM34 204H35V203H34ZM54 204H55V203H54ZM68 204H69V203H68ZM68 204H67L66 202H63V200H62V202H60V203H58V204L56 203V204H55V207H56L57 210H59L60 212H62V213H66V212H67L66 210L69 209V206H66V205H68ZM130 204H131V203H130ZM164 204H165V203H164ZM179 204H180V203H179ZM181 204H182V203H181ZM11 205H12V204H11ZM13 205H14V203H13ZM20 205H21V204H20ZM30 205H31V204H30ZM80 205H81V204H80ZM161 205H162V204H161ZM165 205H166V204H165ZM176 205H177V203H176ZM187 205H188V204H187ZM190 205H191V204H190ZM3 206H4V204H3ZM3 206H2V207H3ZM6 206H7V205H6ZM8 206H9V205H8ZM47 206H48V205H47ZM49 206H50V205H49ZM178 206H179V205H178ZM184 206H186V205H184ZM32 207H33V206H32ZM37 207H38V206H37ZM41 207H42V206H41ZM169 207H170V206H169ZM174 207L177 208L176 206H174ZM8 208H9V207H8ZM15 208H16V207H15ZM17 208H19V207L17 206ZM44 208H45V206L43 207V209H44ZM71 208H72V207H71ZM77 208H78V207H77ZM80 208H81V206H80ZM124 208H126V206L123 207L122 210H123ZM0 209H1V208H0ZM19 209H20V208H19ZM33 209H34V208H33ZM33 209H32V210H33ZM51 209H52V208H51ZM51 209H50V210H51ZM75 209H76V208H75ZM156 209H157V208H156ZM171 209H172V208H171ZM3 210H4V209H3ZM29 210H30V209H29ZM44 210H45V209H44ZM44 210H43V211H44ZM54 210H55V209H54ZM5 211H6V210H5ZM79 211H80V210H79ZM161 211H162V210H161ZM7 212H8V211H7ZM20 212H21V211H20ZM26 212H27V211H26ZM37 212H38V211H37ZM51 212H52V211H51ZM55 212H56V210H55ZM122 212H124V211H122ZM122 212H120V213H122ZM166 212H167V210H166ZM9 213H10V212H9ZM16 213H17V212H16ZM29 213H30V212H29ZM52 213H53V212H52ZM70 213H71V212H70ZM120 213H119V214H120ZM167 213H169V212H167ZM21 214H22V213H21ZM43 214H44V213H43ZM157 214H158V213H157ZM159 214H160V213H159ZM164 214H165V213H164ZM175 214H176V213H175ZM179 214H180V213H179ZM22 215H23V214H22ZM47 215H48V214H46V217H47ZM50 215H51V214H50ZM50 215H49V218H50ZM52 215H53V214H52ZM56 215H57V214H56ZM59 215H60V214H59ZM71 215H72V214H71ZM116 215H117V214H116ZM165 215H166V214H165ZM181 215H182V214H181ZM8 216H9V215H8ZM14 216H15V215H14ZM37 216H38V215H37ZM39 216H40V214H39ZM61 216H62V215H61ZM77 216H78V215H77ZM117 216H118V215H117ZM124 216H125V215H124ZM163 216H164V215H163ZM172 216H173V215H172ZM176 216H177V215H176ZM40 217H41V216H40ZM65 217H66V216H65ZM74 217H75V215H74ZM120 217H121V216H120ZM126 217H127V216H126ZM161 217H162V215H161ZM173 217H174V216H173ZM204 217H205V216H204ZM1 218H2V217H1ZM3 218H4V217H3ZM6 218H7V217H6ZM12 218H13V217H12ZM52 218H53V217H52ZM55 218H57V217H55ZM66 218H67V217H66ZM68 218H69V217H68ZM76 218H77V217H76ZM171 218H172V217H171ZM177 218H178V217H177ZM205 218H206V217H205ZM263 218H264V216H261V217H258V218L255 220V222H254L255 227H256V225L258 224L259 220H261V219H263ZM34 219H35V218H34ZM34 219H33V220H34ZM39 219H40V218H39ZM73 219H74V218H73ZM123 219H124V218H123ZM164 219H166V218H164ZM18 220H20V219H18ZM25 220H26V219H25ZM25 220H24V221H25ZM28 220H29V219H28ZM45 220H47V219H45ZM54 220H55V219H54ZM63 220H64V219H63ZM102 220H103V219H102ZM121 220H122V219H121ZM162 220H163V219H162ZM162 220H161V221H162ZM263 220H264V219H263ZM8 221H9V219H8ZM34 221H35V220H34ZM56 221H57V220H56ZM56 221H55V222H56ZM69 221L71 222V220H68L67 222H69ZM113 221H114V220H113ZM116 221H119V220H116ZM123 221H124V220H123ZM125 221H126V220H125ZM158 221H159V220H158ZM0 222H1V221H0ZM39 222H40V221H39ZM70 222H69V223H70ZM72 222H73V221H72ZM99 222H101V220H100ZM251 222H252V221H251ZM8 223H9V222H8ZM8 223H7V224H8ZM15 223H17V222H15ZM25 223H26V222H25ZM25 223H24V224H25ZM30 223H31V222H30ZM33 223H34V222H33ZM33 223H32V224H33ZM47 223H48V222H47ZM53 223H54V222H53ZM69 223H68V224H69ZM104 223H105V222H104ZM106 223H108V222H106ZM115 223H116V222H115ZM162 223H163V222H162ZM12 224H13V223H12ZM18 224H19V223H18ZM18 224H16V225H18ZM24 224H23V225H24ZM26 224H27V223H26ZM44 224H45V223H44ZM48 224H49V223H48ZM48 224H47V225H48ZM59 224H60V223H59ZM65 224H66V223H65ZM119 224H120V223H119ZM157 224H158V223H157ZM206 224H207V223H206ZM1 225H2V223H1ZM70 225H71V224H70ZM102 225H103V224H102ZM105 225H106V224H105ZM109 225H110V224H109ZM109 225H108V227H109ZM113 225H114V224H113ZM155 225H156V224H155ZM158 225H160V224H158ZM210 225H211V224H210ZM210 225H209V227H210ZM12 226H13V225H12ZM18 226H19V225H18ZM18 226H17V227H18ZM57 226H58V225H57ZM61 226H62V225H61ZM63 226H64V225H63ZM110 226H111V225H110ZM119 226H120V225H119ZM161 226H162V225H161ZM204 226H205V225H204ZM204 226H201V227L199 226L200 228H199V227H195L190 233H189V231H188V233H189V238H190V239H191V238H192V239H195V243H196L197 241H199V240L203 237V236L201 237V232L203 231V228H205ZM237 226H238V224H234V225H232V226L230 227V230H229L228 234L230 233V231H231L232 228H233V230H235V229L237 228ZM241 226H242V225H240V227H241ZM4 227H5L6 229H11L9 226H4ZM21 227H22V226H21ZM28 227H29V226H28ZM42 227H43V226H42ZM59 227H60V226H59ZM69 227H70V226H69ZM72 227H73V226H72ZM75 227H76V226H75ZM112 227H113V226H112ZM164 227H166V226H164ZM177 227H178V226H177ZM219 227H221V226H219V225H215V226L209 228V229H211V230H210V234H211V233H215ZM23 228H24V227H23ZM32 228H33V227H32ZM32 228H31V229H32ZM150 228H151V226H150ZM153 228H154V227H153ZM155 228H156V227H155ZM162 228H163V227H162ZM28 229H29V228H28ZM47 229H48V228H47ZM54 229L56 230L57 228H54ZM62 229H63V227H62ZM72 229H73V228H72ZM185 229H186V228H185ZM251 229H253V228H251ZM254 229H255V228H254ZM17 230H18V229H17ZM29 230H30V229H29ZM32 230H33V229H32ZM36 230H37V229L35 228V230H33V231H36ZM42 230H43V229H42ZM42 230H41V232H42ZM48 230H49V229H48ZM60 230H61V229H60ZM64 230H65V229H64ZM69 230H70V229H69ZM120 230H121V229H120ZM120 230H119V231H120ZM163 230H164V229H163ZM167 230H168V229H167ZM187 230H188V229H187ZM187 230H186V231H187ZM240 230H241V229H240ZM26 231H27V230H26ZM43 231H44V230H43ZM52 231H53V230H52ZM58 231H59V230H58ZM129 231H130V230H129ZM136 231H137V230H136ZM138 231H139V230H138ZM182 231H183V229H182ZM207 231H209V230H207ZM213 231H214V232H213ZM5 232H6V233H9L10 230H7V231L5 230ZM13 232H14V230H13ZM15 232H17V231H15ZM31 232H32V231H31ZM31 232H30V233H31ZM60 232H61V231H60ZM60 232H59V233H60ZM110 232H111V231H110ZM115 232H116V231H115ZM142 232H143V231H142ZM145 232H146V231H145ZM148 232H149V233L144 234V235H142V234H130V232H128L129 234L126 233V232H120V234H114V235L111 234V237H115L116 239H118V237H119L120 240L123 239V240H124V245L126 246V247H125V246H124V247L127 249L128 253H129V252H135V253H139V254H141V253H144V252H146V251L148 250L147 245L145 244V243H146V238H147V237H148L149 239L152 240V238L154 237L155 234H161V233H163V231L160 230V229H158V228H157V229H152V230H150V231H148ZM165 232H166V231H165ZM178 232H179V230H178ZM261 232H262V231H261ZM0 233H1V231H0ZM20 233H21V232H20ZM24 233H25V232H24ZM26 233H27V232H26ZM55 233H56V232H55ZM55 233H54V234H55ZM64 233H65V232H64ZM107 233H108V232H107ZM135 233H137V232H135ZM16 234H17V233H16ZM32 234H33V233H32ZM105 234H106V233H105ZM182 234H184V233H182ZM261 234H263V233H261ZM21 235H22V233H21ZM28 235H29V233H28ZM30 235H31V234H30ZM40 235H41V234H40ZM60 235H61V234H60ZM62 235L64 236L65 234H62ZM107 235H108V234H107ZM175 235H176V233L173 232V233L169 236V238L172 237V236H175ZM203 235H204V234H203ZM237 235H238V234H237ZM239 235H241V234H239ZM1 236H2V235H1ZM12 236H13V235H12ZM33 236H34V235H33ZM51 236H52V235H51ZM69 236H70V235H69ZM73 236H74V235H73ZM155 236H156V235H155ZM167 236H168V235H167ZM225 236H226V235H225ZM244 236H245V235H244ZM6 237H7V236H6ZM24 237L26 238V236H24ZM31 237H32V235H31ZM34 237H35V236H34ZM54 237H55V236H54ZM59 237H61V236H59ZM59 237L57 238V240L59 239ZM160 237H161V236H160ZM165 237H166V235H165ZM223 237H224V236L221 234V235H219V238L217 239L218 242L221 240V241H220V246H223V245L226 244V241H223V240H222ZM231 237H232V236H231ZM231 237L229 236V241H232V240L230 239ZM241 237H242V236H241ZM257 237H258V235H257ZM36 238H37V237H36ZM49 238H50V237H49ZM51 238H52V237H51ZM63 238H64V237H63ZM162 238H163V237H162ZM167 238H168V237H167ZM181 238H182V237H181ZM187 238H188V236H187ZM225 238H226V237H225ZM232 238H233V237H232ZM239 238H240V237H239ZM239 238H238V239H239ZM261 238H262V237H261ZM0 239H1V238H0ZM20 239H21V238H20ZM26 239H27V238H26ZM37 239H38V238H37ZM61 239H62V238H61ZM64 239H65V238H64ZM178 239H180V238H178ZM204 239H205V237H204ZM226 239H227V238H226ZM238 239H237V240H238ZM14 240H15V239H14ZM22 240H23V239H22ZM65 240H66V239H65ZM112 240H113V239H112ZM147 240H148V239H147ZM163 240H164V239H163ZM165 240H166V239H165ZM186 240H187V239H186ZM188 240H189V239H188ZM202 240H203V239H202ZM224 240H225V239H224ZM227 240H228V239H227ZM254 240H255V239H254ZM1 241H2V240H1ZM4 241H5V240H4ZM11 241H12V240H11ZM15 241H16V240H15ZM15 241H14V242H15ZM58 241H59V240H58ZM75 241H76V240H75ZM97 241H99V240H97ZM131 241H134L135 243H130ZM154 241H155V240H154ZM235 241H236V240H235ZM252 241H253V240H252ZM7 242H8V241H7ZM44 242H46V241H44ZM60 242H61V240H60ZM106 242H107V240H106ZM106 242H105V243H106ZM161 242H162V241H161ZM166 242H167V241H166ZM180 242H181V241H180ZM184 242H185V241H184ZM187 242H188V241H187ZM191 242H192V241H191ZM232 242H233V241H232ZM232 242H231V243H232ZM237 242H238V241H237ZM11 243H13V241H12ZM18 243H19V242H18ZM53 243H54V241H53ZM56 243H57V242H56ZM102 243H103V242H102ZM117 243H120V241L117 242ZM156 243H157V242H156ZM188 243L190 244V242H188ZM199 243H200V242H199ZM199 243H198V244H199ZM205 243H206V242H205ZM234 243H235V242H234ZM23 244H24V243H23ZM49 244H52V243H49ZM62 244H63V243H62ZM72 244H73V242H72ZM149 244H150V243H149ZM153 244H154V243H153ZM158 244H159V243H158ZM170 244H171V242H170ZM192 244H193V243H192ZM196 244H197V243H196ZM218 244H219V243H218ZM0 245H1V244H0ZM9 245H10V244H9ZM9 245L6 244V246H9ZM20 245H21V244H20ZM43 245H44V244H43ZM55 245H56V244H55ZM59 245H60V244H59ZM96 245H97V244H96ZM179 245H180V244H179ZM179 245H178V246H179ZM184 245H185V244H184ZM190 245H191V244H190ZM194 245H195V244H194ZM216 245H217V244H216ZM68 246H69V243H68ZM118 246H119V245H118ZM154 246H155V245H154ZM168 246H170V245H168ZM188 246H189V245H188ZM211 246H212V245H211ZM214 246H215V245H214ZM226 246H227V244H226ZM230 246H231V245H230ZM236 246H237V245H236ZM1 247H2V245H1ZM4 247H5V246H4ZM4 247H3V248H4ZM16 247H17V246H16ZM20 247H21V246H20ZM45 247H46V246H45ZM45 247H44V248H45ZM49 247H51V246H49ZM65 247H66V246H65ZM102 247H103V246H102ZM107 247H108V246H107ZM152 247H153V246H152ZM171 247H172V246H171ZM184 247H185V246H184ZM189 247H190V246H189ZM192 247H193V246H192ZM196 247H197V245H196ZM207 247H208V246H207ZM218 247H219V246H218ZM218 247H216V249H217ZM224 247H225V246H224ZM44 248H43V249H44ZM51 248H52V247H51ZM104 248H105V247H104ZM156 248H158V245H157V247H155V249H156ZM166 248H167V246H166ZM168 248H169V247H168ZM168 248H167V249H168ZM181 248H183V247H181ZM190 248H191V247H190ZM200 248H201V246H200ZM203 248H204V247H203ZM209 248H211L210 245H209ZM11 249H13V245H12V248H11ZM43 249H42V250H43ZM57 249H58V248H57ZM67 249H68V248H67ZM107 249L109 250V248H107ZM107 249H106V250H107ZM112 249H113V248H112ZM116 249H117V248H116ZM120 249H121V248H120ZM152 249H153V248H152ZM155 249H154V251L156 252L157 250H155ZM167 249H166V250H167ZM171 249H172V248H171ZM220 249H221V248H220ZM4 250H5V249H4ZM15 250H16V249H15ZM35 250H37V249H35ZM59 250H60V249H59ZM61 250H62V249H61ZM108 250H107V251H108ZM162 250H163V249H162ZM178 250H179V249H178ZM178 250H177V251H178ZM225 250H226V249H225ZM9 251H10V250H9ZM9 251H7V252H9ZM19 251H21V249H20ZM40 251H41V250H40ZM43 251H44V250H43ZM100 251H101V250H100ZM107 251H106V252H107ZM111 251H113V250H111ZM121 251H124V249L121 250ZM204 251H206V250H204ZM209 251H210V249H209ZM227 251H228V250H227ZM231 251H233V250H231ZM7 252H6V250H5V253H7ZM10 252H11V251H10ZM36 252H37V251H36ZM41 252H42V251H41ZM41 252H37V253H41ZM57 252H59V251H57ZM102 252H103V251H102ZM113 252H115V251H113ZM119 252H120V251H119ZM119 252H118V254H119ZM159 252H161V251L159 250ZM163 252H164V251H163ZM169 252H170V251H169ZM210 252H211V251H210ZM214 252H215V251H214ZM228 252H229V251H228ZM228 252H227V253H228ZM234 252H235V251H234ZM238 252H239V251H238ZM241 252H242V251H241ZM246 252H247V251H246ZM44 253H45V251H44ZM46 253H47V252H46ZM46 253H45V254H46ZM64 253H65V252H64ZM68 253H69V252H68ZM70 253H71V252H70ZM125 253H126V252H125ZM135 253H134V254H135ZM148 253H149V252H148ZM205 253H206V252H205ZM218 253H221L220 255H222V254L224 255V253L227 254L226 251H225L224 253L219 251ZM242 253H243V252H242ZM244 253H245V252H244ZM7 254H8V253H7ZM15 254H16V253H15ZM15 254H14V255H15ZM45 254H44V255H45ZM51 254H52V253H51ZM126 254H127V253H126ZM130 254H131V253H130ZM130 254H129V255H130ZM157 254H159V253H157ZM229 254H230V252H229ZM232 254H233V253H232ZM1 255H2V254H1ZM9 255H10V254H9ZM40 255H42V253H41ZM40 255H39V256H40ZM63 255H64V254H63ZM71 255H73V254L71 253ZM120 255H121V253H120ZM123 255L125 256V254H123ZM131 255H132V254H131ZM173 255H174V254H173ZM201 255H202V254H201ZM216 255H217V254H216ZM241 255H243V254H241ZM248 255H249V254H248ZM248 255H247V256H248ZM2 256H3V255H2ZM16 256H17V255H16ZM42 256H43V255H42ZM46 256H48V255H46ZM127 256H128V255H127ZM127 256H126V257H127ZM133 256H134V255H133ZM140 256H141V255H139V257H140ZM157 256H158V255H157ZM227 256H228V255H227ZM238 256H239V255H238ZM252 256H253V255H252ZM55 257H56V256H55ZM129 257H130V256H129ZM158 257H159V256H158ZM158 257H157V258H158ZM162 257H163V256H162ZM175 257H176V255H175ZM177 257H178V256H177ZM258 257H259V256H258ZM0 258H1V257H0ZM23 258H24V257H23ZM23 258H22V259H23ZM26 258H27V257H25V259H26ZM149 258H150V257H149ZM169 258H171V257H169ZM183 258H184V257H183ZM189 258H190V257H189ZM253 258H254V257H253ZM4 259H5V258H4ZM27 259H28V258H27ZM31 259H34V258H31ZM31 259H29V260L31 261ZM37 259H38V258H37ZM72 259H73V258H72ZM142 259H143V258H142ZM142 259H141V260H142ZM163 259H164V258H163ZM235 259H236V258H235ZM0 260H1V259H0ZM29 260H28V261H29ZM48 260H49V259H48ZM145 260H146V259H145ZM167 260H168V259H167ZM172 260H173V259H172ZM187 260H188V259H187ZM256 260H257V259H256ZM2 261L5 262V260H2ZM6 261H7V260H6ZM17 261H18V260H17ZM17 261H16V262H17ZM22 261H23V260H22ZM37 261H38V260H37ZM39 261H40V260H39ZM68 261H69V260H68ZM143 261H144V260H143ZM147 261H148V260H147ZM159 261H160V260H159ZM165 261H166V259H165ZM168 261H169V260H168ZM173 261H174V260H173ZM179 261H180V259H179ZM183 261H185V260H183ZM183 261H181V262H183ZM12 262H13V261H12ZM12 262H11V263H12ZM33 262H34V261H33ZM43 262H44V261H43ZM46 262H47V259H46ZM48 262H49V261H48ZM149 262H150V261H149ZM149 262H148V263H149ZM175 262H176V261H175ZM248 262H249V261H248ZM0 263H1V262H0ZM23 263H24V262H23ZM29 263H30V262H29ZM35 263H36V262H35ZM150 263H151V262H150ZM169 263H170V261H169ZM183 263H184V262H183ZM251 263H252V262H251ZM255 263H256V262H255ZM1 264H3V263H1ZM21 264H22V263H21ZM46 264H47V263H46ZM173 264H174V263H173ZM259 264H260V263H259ZM261 264H262V263H261Z\"/></svg>","mask_w":264,"mask_h":264}]
</instances>
